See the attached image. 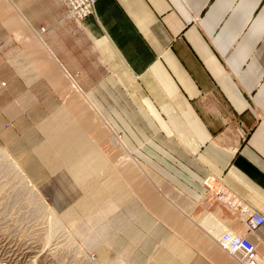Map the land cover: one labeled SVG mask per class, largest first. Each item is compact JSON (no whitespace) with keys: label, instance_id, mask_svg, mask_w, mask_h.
<instances>
[{"label":"crops","instance_id":"1","mask_svg":"<svg viewBox=\"0 0 264 264\" xmlns=\"http://www.w3.org/2000/svg\"><path fill=\"white\" fill-rule=\"evenodd\" d=\"M0 147L95 258L241 264L216 238L264 216V0H0Z\"/></svg>","mask_w":264,"mask_h":264},{"label":"rangeland","instance_id":"2","mask_svg":"<svg viewBox=\"0 0 264 264\" xmlns=\"http://www.w3.org/2000/svg\"><path fill=\"white\" fill-rule=\"evenodd\" d=\"M85 107L88 110H92L90 103H86ZM96 115L99 118H95L93 123L96 124L98 122V125L95 127L100 133L99 137H103L105 143L111 148V154L116 158L119 167L122 169L121 162L124 158L119 149L120 146H113L107 138L109 134L113 133L112 123L107 118L105 110L100 108L96 112ZM113 123L117 129H120L122 125H128L122 117L115 118ZM106 124H109V126ZM130 124L134 126L137 123L131 118ZM118 136H121V133L118 134L116 131L114 133L116 142ZM135 140L136 142L131 140L132 144L137 143V139ZM0 149H5L8 155L18 163L23 173H26L28 180L34 185V189H36L35 191L30 190L23 185L22 181L19 182L17 176L13 174L10 176L11 178L8 177L7 172L9 169H6L7 171L0 169L1 259H19V264H128L125 260L117 258L116 256H108L107 259H100L89 254L75 238L73 232L62 222L55 211L45 201L37 187L36 181H32L34 178L30 172L27 175L28 173L26 171L28 170L19 164L18 160L10 153L11 151L5 147H0ZM136 151L137 149L131 150L130 154L133 160L136 157ZM1 160L0 158V162H2ZM143 169L144 167H140L138 164L136 165L134 161L131 162L129 170L131 173L128 175L136 180L134 183L136 185L135 189H137L139 184L137 175ZM54 216H56L58 222L54 221Z\"/></svg>","mask_w":264,"mask_h":264},{"label":"built area","instance_id":"3","mask_svg":"<svg viewBox=\"0 0 264 264\" xmlns=\"http://www.w3.org/2000/svg\"><path fill=\"white\" fill-rule=\"evenodd\" d=\"M65 12L74 21H80L93 13L96 0H62ZM264 222V216L258 211H252L244 225V232L224 231L216 239L217 246L231 257H237L241 264H259L264 256L257 250V245L249 240L247 233Z\"/></svg>","mask_w":264,"mask_h":264},{"label":"bare ground","instance_id":"4","mask_svg":"<svg viewBox=\"0 0 264 264\" xmlns=\"http://www.w3.org/2000/svg\"><path fill=\"white\" fill-rule=\"evenodd\" d=\"M128 156V155H127ZM0 158L2 159L0 162V169H9L8 170V174L7 176L10 177L12 176V174L14 176H17L18 178V181L19 182H23V185L26 186L27 188H29L30 190H36L34 189V185L32 184V182L30 180H28V177L26 176V173L24 174L22 169L20 168V166L18 165V163L13 159L11 158L7 151L5 149H0ZM130 158V157H129ZM133 162V161H132ZM7 171V170H6ZM1 172V171H0ZM5 173V172H4ZM13 176V177H14ZM12 177V178H13ZM11 178V177H10ZM16 180V178H15ZM25 187V188H26ZM37 192V191H36ZM36 194V193H35ZM40 197V196H39ZM50 211V210H49ZM55 219L54 221L58 222V219L56 218V216H54ZM52 222V221H51ZM51 228V227H50ZM230 231V230H229ZM68 235H69V232H68ZM69 237V236H68ZM72 239V238H71ZM70 239V240H71ZM27 251V250H26ZM27 252H30V251H27ZM18 253V252H17ZM14 256V255H13ZM37 258V257H36ZM61 259V258H60ZM70 262V261H69ZM0 264H19V259H10V260H5V259H1L0 258Z\"/></svg>","mask_w":264,"mask_h":264}]
</instances>
